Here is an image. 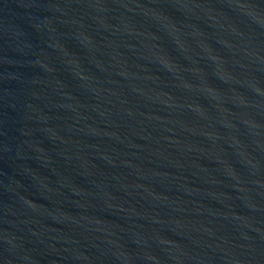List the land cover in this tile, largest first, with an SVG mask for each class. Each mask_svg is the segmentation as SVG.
Instances as JSON below:
<instances>
[{
    "label": "water",
    "instance_id": "water-1",
    "mask_svg": "<svg viewBox=\"0 0 264 264\" xmlns=\"http://www.w3.org/2000/svg\"><path fill=\"white\" fill-rule=\"evenodd\" d=\"M0 264H264V0H0Z\"/></svg>",
    "mask_w": 264,
    "mask_h": 264
}]
</instances>
